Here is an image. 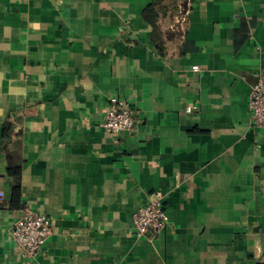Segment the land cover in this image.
I'll return each instance as SVG.
<instances>
[{"label": "crops", "instance_id": "0c3cea01", "mask_svg": "<svg viewBox=\"0 0 264 264\" xmlns=\"http://www.w3.org/2000/svg\"><path fill=\"white\" fill-rule=\"evenodd\" d=\"M153 1L0 0V264H264V0H160L155 36ZM112 95L134 132L99 126ZM155 190L168 224L136 238ZM25 211L51 218L29 262L10 239Z\"/></svg>", "mask_w": 264, "mask_h": 264}, {"label": "built area", "instance_id": "2783aa9c", "mask_svg": "<svg viewBox=\"0 0 264 264\" xmlns=\"http://www.w3.org/2000/svg\"><path fill=\"white\" fill-rule=\"evenodd\" d=\"M186 12L179 10L174 30L183 33ZM198 71L197 66L192 67ZM248 112L251 125L264 130V71L258 73L256 83L252 86L248 99ZM136 111L127 99L112 95L103 113L99 126L110 135L124 132L132 133L136 128ZM4 194L0 191V201ZM164 193L153 191L147 202L137 208L132 215V234L136 238L155 237L168 224V215L163 206ZM51 233V218L44 214L25 211L14 223L10 231V239L17 253L26 261L42 255L43 245Z\"/></svg>", "mask_w": 264, "mask_h": 264}, {"label": "trees", "instance_id": "16d2710c", "mask_svg": "<svg viewBox=\"0 0 264 264\" xmlns=\"http://www.w3.org/2000/svg\"><path fill=\"white\" fill-rule=\"evenodd\" d=\"M160 0H154L145 10H144V17L145 20L152 26V29L154 31L157 30L156 22H157V11L160 10ZM8 174L11 177H14V179H18L20 175V166H10L8 168ZM20 197H21V190L19 183L16 182V184L12 188L11 192V199H10V208H18L20 206Z\"/></svg>", "mask_w": 264, "mask_h": 264}]
</instances>
